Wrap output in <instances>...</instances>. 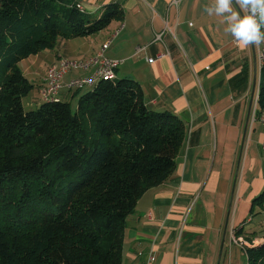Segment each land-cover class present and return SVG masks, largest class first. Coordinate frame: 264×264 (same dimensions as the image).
Instances as JSON below:
<instances>
[{
	"label": "trees",
	"instance_id": "trees-1",
	"mask_svg": "<svg viewBox=\"0 0 264 264\" xmlns=\"http://www.w3.org/2000/svg\"><path fill=\"white\" fill-rule=\"evenodd\" d=\"M123 16L117 4L91 15L74 0H0V264H122L127 218L176 171L186 127L151 111L131 79L74 90L76 108L60 99L23 105L35 86L21 61ZM253 206L264 212V191ZM245 253L247 264H264V243Z\"/></svg>",
	"mask_w": 264,
	"mask_h": 264
},
{
	"label": "crops",
	"instance_id": "crops-1",
	"mask_svg": "<svg viewBox=\"0 0 264 264\" xmlns=\"http://www.w3.org/2000/svg\"><path fill=\"white\" fill-rule=\"evenodd\" d=\"M170 1L74 0L91 15L117 4L123 19L81 38L75 58L46 50L21 61L19 68L35 86L23 105L45 102L41 90L49 68L64 59L88 60L110 42L105 55L121 61L117 78L137 82L151 111L172 112L186 127L174 175L149 189L126 220L122 264H238L233 252L246 253L231 243V227L240 229L249 247L264 243V212L258 221L253 215L261 208L251 214L264 191L263 130L251 123L261 67L255 46L238 49L221 18L204 12L213 0H184L177 7ZM159 33L162 41L154 42ZM139 47L146 52L136 54ZM145 57L156 59L148 63ZM93 71H71L65 81ZM76 94L63 90L58 99L72 105Z\"/></svg>",
	"mask_w": 264,
	"mask_h": 264
},
{
	"label": "built area",
	"instance_id": "built-area-1",
	"mask_svg": "<svg viewBox=\"0 0 264 264\" xmlns=\"http://www.w3.org/2000/svg\"><path fill=\"white\" fill-rule=\"evenodd\" d=\"M184 0H171V6H178ZM78 8L81 10V6L78 5ZM81 12H83L81 10ZM162 33L156 34L154 37V42L162 41ZM110 42H106L102 45V48L99 53L94 57L89 58L85 61H72V60H61L59 65H54L47 71L46 75V85L41 90V96L45 101H57L58 94L60 91H74L82 90L84 88H94L96 84L103 79L113 80L117 77L116 71L119 68L121 61L116 59L108 58L105 55L106 50L109 48ZM147 47H139L136 49V54H141L146 52ZM256 50V61L259 67L262 68L264 65V44L255 46ZM148 63H153L156 58L145 57ZM93 67L94 71L90 77H77L72 78L68 81H65V76L71 71L74 70H87L88 68ZM258 98H259V85L254 95V107L251 116V123L259 122L263 130V143L261 145L262 151L264 152V111L257 116V107H258ZM264 225V219L262 220ZM239 228L231 227L229 234L231 243L239 245L246 251L247 248H250V244L246 242L242 237L238 236Z\"/></svg>",
	"mask_w": 264,
	"mask_h": 264
},
{
	"label": "clouds",
	"instance_id": "clouds-1",
	"mask_svg": "<svg viewBox=\"0 0 264 264\" xmlns=\"http://www.w3.org/2000/svg\"><path fill=\"white\" fill-rule=\"evenodd\" d=\"M203 10L221 18L238 49L264 44V0H213Z\"/></svg>",
	"mask_w": 264,
	"mask_h": 264
},
{
	"label": "rangeland",
	"instance_id": "rangeland-1",
	"mask_svg": "<svg viewBox=\"0 0 264 264\" xmlns=\"http://www.w3.org/2000/svg\"><path fill=\"white\" fill-rule=\"evenodd\" d=\"M59 41H66L67 43L64 45V46H58V42H57V45L55 46V48L52 50V53L54 54H58L59 52L60 53H65L66 55H69V57H64V58H70L72 59L76 57V55L78 54L79 51H81V38H77V39H71V40H59ZM72 61H75V60H72ZM90 89L89 88H84L82 89V92L80 93H85L86 91H89ZM42 97V96H41ZM43 99V97H42ZM26 97L23 99V102L24 104H26ZM44 100V99H43ZM78 100V95H77V98L76 100L73 101L72 105L73 107L75 106V102H77ZM45 101V100H44ZM44 103V102H43ZM77 105V103H76ZM37 107H34V108H28L26 105H25V109L26 110H32V109H36ZM260 124L259 122L257 121L256 124H255V131H258L260 130ZM259 132V131H258ZM261 151V150H260ZM261 154L264 156V152L261 151ZM264 161V159H263ZM259 207L258 206H255L254 207V211H253V214H256L257 212H259ZM262 212V211H261ZM263 212L262 213H258L257 215H253V219L255 220H261L263 217ZM262 221H260L259 223H261ZM248 223V226L246 228H251L255 225L254 223V220H253V223L249 224ZM234 253V256H239L237 258V261H238V264H247V258L246 256L244 255V253L240 256L239 254H236L235 252Z\"/></svg>",
	"mask_w": 264,
	"mask_h": 264
},
{
	"label": "water",
	"instance_id": "water-1",
	"mask_svg": "<svg viewBox=\"0 0 264 264\" xmlns=\"http://www.w3.org/2000/svg\"><path fill=\"white\" fill-rule=\"evenodd\" d=\"M254 92H255V86L253 87L252 99H253Z\"/></svg>",
	"mask_w": 264,
	"mask_h": 264
}]
</instances>
